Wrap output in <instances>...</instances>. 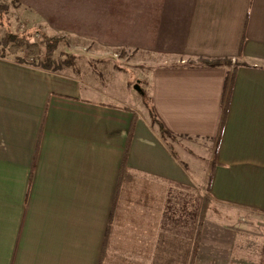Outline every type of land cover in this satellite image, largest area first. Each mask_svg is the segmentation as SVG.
I'll return each instance as SVG.
<instances>
[{"label":"crops","instance_id":"crops-1","mask_svg":"<svg viewBox=\"0 0 264 264\" xmlns=\"http://www.w3.org/2000/svg\"><path fill=\"white\" fill-rule=\"evenodd\" d=\"M135 3L110 10L122 39L173 58L154 68L151 104L210 148L197 200L248 221L209 225L206 209L193 261L201 208L173 202L197 188L187 147L76 74L0 58V264H264V0ZM198 59L240 62L231 91L234 67L185 64Z\"/></svg>","mask_w":264,"mask_h":264},{"label":"rangeland","instance_id":"rangeland-1","mask_svg":"<svg viewBox=\"0 0 264 264\" xmlns=\"http://www.w3.org/2000/svg\"><path fill=\"white\" fill-rule=\"evenodd\" d=\"M124 2L129 3L124 5L129 7L136 4V0H0V4L9 6L8 22L2 17L5 21V31L12 28L22 33L35 26L39 30L34 29L31 32H38L33 36L34 41L38 43L42 41L43 33L61 37L63 42L55 55L63 58L74 57L73 67L66 73L76 74L88 84L95 91V99L117 101L135 107L150 121L141 97L144 95V101L148 103L154 68L172 61L173 58L157 48H152L150 40L122 39V36L127 34L123 29L125 24H119V16L114 17L110 10L118 5L121 7ZM86 91L88 93L85 95L89 94L91 97L93 92ZM166 142L175 149H178L177 144L187 147L196 165L193 166L192 162L180 157V151L177 150V156L189 170L197 188L192 190V195L180 194L177 191L176 202H173L177 207H181L183 203L200 207L202 200L197 199L202 191L198 186L203 184L204 174L211 167L209 145H196L177 137L166 138ZM215 207L210 203L205 222L209 225H224L226 221L227 225L239 226L248 221L246 216L225 215V211H221V215H214ZM199 219L200 217L196 219L193 228L199 224ZM195 237L196 232L193 233V241ZM224 254L225 259H229V263L233 264L232 256L229 258L227 252Z\"/></svg>","mask_w":264,"mask_h":264},{"label":"trees","instance_id":"trees-1","mask_svg":"<svg viewBox=\"0 0 264 264\" xmlns=\"http://www.w3.org/2000/svg\"><path fill=\"white\" fill-rule=\"evenodd\" d=\"M8 9L9 6L5 4H0V58L3 59H11L19 64L30 65L32 67L42 69L48 72L53 73H66L68 69L73 67V58L67 56L66 58L57 57L55 52L57 51L59 45L63 42L61 37H53L46 33H43L42 41L36 42L34 41V33L39 29L34 27H30L28 30L23 31L22 33L17 32L11 28V30L5 31L4 19L8 22ZM4 17V19H2ZM11 27V26H10ZM37 29L35 32H31V30ZM38 33V32H37ZM186 65H201L208 68H222V67H234V71L229 78L228 86L229 91H231L234 77L236 74V69L238 66L242 65L240 62H233L230 59H198L191 60L185 63ZM145 102V101H144ZM229 105V95L227 96L225 110H224V118L226 117ZM110 106H114L111 105ZM146 109L148 110L150 116V124L151 126L157 130L161 138L166 141V138H174L176 137L171 131L167 129L164 123L159 119L153 105L148 100V103L145 102ZM129 110V108H125ZM126 170L123 168V171ZM206 192H210V186L205 189ZM202 205H200L201 213L199 219V225L197 228L196 238L193 246V255L192 260H195V253L198 243V238L200 234V227L203 224L204 214L206 209L210 206V200L206 195L202 197ZM192 218H195L194 215ZM110 234V230L107 233Z\"/></svg>","mask_w":264,"mask_h":264}]
</instances>
